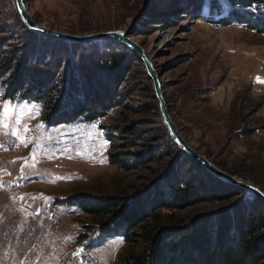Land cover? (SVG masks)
Masks as SVG:
<instances>
[{"label": "rangeland", "instance_id": "rangeland-1", "mask_svg": "<svg viewBox=\"0 0 264 264\" xmlns=\"http://www.w3.org/2000/svg\"><path fill=\"white\" fill-rule=\"evenodd\" d=\"M226 1L223 6L220 0L23 3L35 22L67 33L125 28L149 55L186 142L218 168L264 191V30L232 21ZM262 11L264 16V6ZM113 56L117 60L108 61ZM18 65L39 76L38 89L50 90L52 102L3 96V80ZM69 84L91 104L103 86L100 115L47 124L49 103L59 102ZM5 103L35 105L37 111L16 125L25 144L0 130V264H118L126 250L137 248L151 218L132 229L131 244L120 234L102 232L115 211L134 205L139 197L134 201L133 195L149 193L167 172L181 173L183 182L196 175L197 161L170 138L151 79L133 50L109 38L81 42L40 35L19 18L14 0H0V106ZM200 167L202 178L216 192L221 188L220 198L162 207L151 216L185 222L256 197ZM112 195H119V204L100 214L67 201ZM164 220L159 224L168 225ZM260 256L257 263L264 264V253Z\"/></svg>", "mask_w": 264, "mask_h": 264}, {"label": "trees", "instance_id": "trees-1", "mask_svg": "<svg viewBox=\"0 0 264 264\" xmlns=\"http://www.w3.org/2000/svg\"><path fill=\"white\" fill-rule=\"evenodd\" d=\"M220 2L223 6L221 0ZM228 2L231 6L229 18L232 21L264 30V22L257 21L264 20L262 11L264 0H228ZM251 5L254 6L250 7ZM114 58L117 60V57L113 56L108 61H114ZM13 72L17 71L13 70L11 76L3 80V96L35 99L42 105L52 102L50 90L43 92L42 89H38V85L42 83L36 73L30 72L26 66L21 65H18L19 73L14 76ZM45 81L46 79L43 82ZM69 86L71 90H67ZM69 86L59 102L49 103L51 108L45 115L47 124L68 122L79 117L92 120L100 115L97 109L101 108L100 105H103L106 96L103 86L98 95L100 99L95 98L96 104H91V98L80 99L75 92L76 87L72 84ZM70 92H74L76 98L71 97ZM89 93L90 96L97 95L92 91ZM194 164L193 173L196 175L192 174L193 178L189 176L183 182L179 177L181 173L167 172L160 181L152 183L148 189L149 193L144 191L139 194L140 196L133 195L134 201L139 197L134 205L143 204V207L137 208L130 203L123 209L115 211L102 232L120 234L131 244L135 241V233L132 229L136 225L140 226V222L148 216L151 218L149 225H146L139 235L140 238H137V248L126 250L118 264H258L260 254L264 253V202L256 197L246 204L237 203L228 209H220L218 214L194 215L185 222L169 220L161 214L151 216L155 209L162 207L181 208L199 200L220 198L221 188L216 192L213 186H210L211 183L202 178L206 174L205 170L198 162ZM118 198L119 195L81 196L79 200L67 201L78 202L82 211L100 214L114 210L119 204ZM163 219H166L164 222L168 225L159 224Z\"/></svg>", "mask_w": 264, "mask_h": 264}, {"label": "water", "instance_id": "water-1", "mask_svg": "<svg viewBox=\"0 0 264 264\" xmlns=\"http://www.w3.org/2000/svg\"><path fill=\"white\" fill-rule=\"evenodd\" d=\"M149 0H145L144 5ZM14 4L18 13L19 18L23 21V23L31 30L36 31L43 35L53 36V37H61L67 41H90L94 39L100 38H109L115 41H118L128 48L133 50L139 59L143 63V67L147 73V75L151 79V84L153 88V93L155 99L157 101V107L161 116V120L165 125L166 131L168 132L170 138L174 141L179 149H181L189 158L197 161L201 166H203L206 170L211 172L216 177L225 180L228 183L239 186L242 190L247 194H251L259 198L264 202V191L258 188L256 185L251 184L249 182L243 181L240 178L232 176L225 172L224 170L215 166L211 161L202 153L195 150L184 137L179 133L176 125L174 124L165 103V99L162 94V85L158 79L157 72L153 67L150 59L147 57V53L139 46L130 36L126 34L125 28H108L103 30H96L85 32L81 34L67 33L60 30L51 29L45 27L42 24L35 22L27 12V9L24 6L23 0H14ZM144 7V6H143ZM142 7V8H143ZM142 11V9L140 10ZM130 27V26H129ZM149 56V55H148Z\"/></svg>", "mask_w": 264, "mask_h": 264}, {"label": "snow or ice", "instance_id": "snow-or-ice-1", "mask_svg": "<svg viewBox=\"0 0 264 264\" xmlns=\"http://www.w3.org/2000/svg\"><path fill=\"white\" fill-rule=\"evenodd\" d=\"M34 111H37L35 105L17 107L16 105L5 103L4 105L0 106V130H2L5 135L16 137V139L19 140L21 144H25L26 142L24 140L23 134L22 132L17 131L16 125H20L22 118L30 113H33ZM13 112H15V115L12 119V124L10 125L8 121L9 118L13 117ZM22 131H28L26 125H23ZM21 199H23V197H21Z\"/></svg>", "mask_w": 264, "mask_h": 264}, {"label": "bare ground", "instance_id": "bare-ground-1", "mask_svg": "<svg viewBox=\"0 0 264 264\" xmlns=\"http://www.w3.org/2000/svg\"><path fill=\"white\" fill-rule=\"evenodd\" d=\"M149 1H150V0H149ZM149 1H148V2H149ZM222 1H223V4L226 5L225 3H227V1H226V0H222ZM148 2H147V3H148ZM142 11H143V10H142ZM147 57H148V59H150V57H149L148 55H147Z\"/></svg>", "mask_w": 264, "mask_h": 264}]
</instances>
